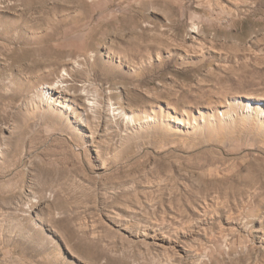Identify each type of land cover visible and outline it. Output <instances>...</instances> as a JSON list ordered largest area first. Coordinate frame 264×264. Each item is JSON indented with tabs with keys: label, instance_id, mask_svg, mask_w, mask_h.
I'll use <instances>...</instances> for the list:
<instances>
[{
	"label": "rangeland",
	"instance_id": "374dc122",
	"mask_svg": "<svg viewBox=\"0 0 264 264\" xmlns=\"http://www.w3.org/2000/svg\"><path fill=\"white\" fill-rule=\"evenodd\" d=\"M247 100L264 0H0V264H264Z\"/></svg>",
	"mask_w": 264,
	"mask_h": 264
},
{
	"label": "bare ground",
	"instance_id": "6f19581e",
	"mask_svg": "<svg viewBox=\"0 0 264 264\" xmlns=\"http://www.w3.org/2000/svg\"><path fill=\"white\" fill-rule=\"evenodd\" d=\"M64 70L67 72L66 74L71 75V73L68 71V68L66 66L64 67ZM66 82H67V78L65 77L64 74H61L60 79H57L54 82L48 83L45 86H43L42 100L47 104H53V103H58V101L62 99L65 101L66 104H69L68 102L73 101L72 100L73 96L70 93H68L69 86L65 85ZM86 91L89 93V90ZM89 94H91L90 97L92 96L91 98L89 97L90 109L93 110L94 112H97V110L100 107L99 97L95 93H89ZM245 104L247 105L245 115L249 116L250 118H253L254 113H256V111H259L258 109L254 110V107L264 108V103L261 102L258 105L253 100H247L245 101ZM124 116L127 120L131 121V123L135 122V119L132 114L124 112Z\"/></svg>",
	"mask_w": 264,
	"mask_h": 264
}]
</instances>
